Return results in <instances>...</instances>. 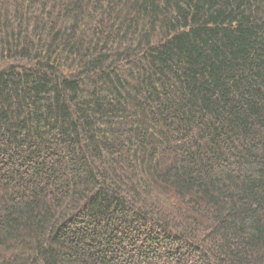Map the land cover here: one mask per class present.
<instances>
[{
	"label": "trees",
	"instance_id": "1",
	"mask_svg": "<svg viewBox=\"0 0 264 264\" xmlns=\"http://www.w3.org/2000/svg\"><path fill=\"white\" fill-rule=\"evenodd\" d=\"M0 264H264V0H0Z\"/></svg>",
	"mask_w": 264,
	"mask_h": 264
}]
</instances>
